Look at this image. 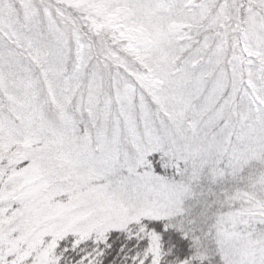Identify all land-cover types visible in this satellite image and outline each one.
<instances>
[{
  "label": "snow or ice",
  "instance_id": "snow-or-ice-1",
  "mask_svg": "<svg viewBox=\"0 0 264 264\" xmlns=\"http://www.w3.org/2000/svg\"><path fill=\"white\" fill-rule=\"evenodd\" d=\"M0 264H264V0H0Z\"/></svg>",
  "mask_w": 264,
  "mask_h": 264
}]
</instances>
